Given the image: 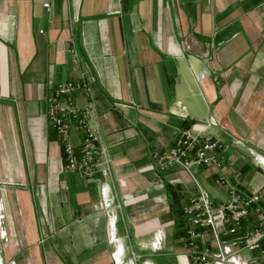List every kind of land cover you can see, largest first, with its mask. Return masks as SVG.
I'll return each mask as SVG.
<instances>
[{
  "label": "crops",
  "instance_id": "1",
  "mask_svg": "<svg viewBox=\"0 0 264 264\" xmlns=\"http://www.w3.org/2000/svg\"><path fill=\"white\" fill-rule=\"evenodd\" d=\"M44 1L0 0L3 258L188 264L177 213L193 184L180 169L156 174L149 154L171 146L181 126L200 128L198 115H211L217 125L203 128L205 134L234 142L223 173L237 172V187L255 192L247 178L256 170L264 176L255 158H264V0H50L48 9ZM71 35L79 63L69 51ZM79 68L93 77L96 118L112 162L106 178L64 168L45 119L53 87L75 79ZM73 99L83 105V92ZM69 134L78 152L81 135L72 127ZM210 171L196 173L213 185ZM256 192L264 209V192ZM103 198L120 209L105 211Z\"/></svg>",
  "mask_w": 264,
  "mask_h": 264
},
{
  "label": "built area",
  "instance_id": "2",
  "mask_svg": "<svg viewBox=\"0 0 264 264\" xmlns=\"http://www.w3.org/2000/svg\"><path fill=\"white\" fill-rule=\"evenodd\" d=\"M49 1L42 3L44 9L49 8ZM68 45L72 59L79 63L72 35L68 38ZM77 74L75 79H64L55 84L46 98L45 119L59 139L64 168L76 170L87 179L94 176L106 178L110 176L112 162L96 118L90 89L93 77L82 68ZM77 89L83 92V105L74 102L73 95ZM179 115L186 117L184 112ZM195 123L201 127L192 130L181 126L171 146L153 149L149 154L156 174L167 169H180L188 174L193 184L194 189L181 206L184 228L180 255L188 264H264V209L260 197L257 192L237 187V172L233 171L230 178L222 171L229 161L224 153L234 142L231 140L229 144L205 134L203 128L217 125L211 115ZM71 127L81 135L78 152L69 138ZM255 158L259 165L264 166V158ZM200 168L211 170L212 184L222 192L210 195L199 182L196 172ZM101 202L105 211L111 206L120 209L117 202L109 204L108 198ZM4 217L0 199V249L7 241ZM137 257L136 253L130 252L132 262ZM0 264L15 263L11 258L4 259L0 250Z\"/></svg>",
  "mask_w": 264,
  "mask_h": 264
},
{
  "label": "rangeland",
  "instance_id": "3",
  "mask_svg": "<svg viewBox=\"0 0 264 264\" xmlns=\"http://www.w3.org/2000/svg\"><path fill=\"white\" fill-rule=\"evenodd\" d=\"M188 71H190V70L188 69ZM190 73H191V71H190ZM184 105H185L186 109H190V107H191V106H189L187 104L186 101H184ZM192 107L194 108V111L198 108V105H197L196 101L194 102ZM204 118L205 117L203 115H198V117H196V121H201ZM192 130H194V129H192ZM249 153H250L249 154L250 156H252L251 153L254 154L252 151L251 152L249 151ZM252 172L254 174L253 177L251 179L247 178L249 189H251L252 191H255V192L256 191L264 192V185H263L264 184V176H263V174L260 171H257V170L256 171H252ZM201 177L202 176L198 173V178H199V182L201 183V185L204 188H206L211 195L214 194L216 192V188L213 185H211L210 181L201 179ZM131 241H132V239H131Z\"/></svg>",
  "mask_w": 264,
  "mask_h": 264
},
{
  "label": "trees",
  "instance_id": "4",
  "mask_svg": "<svg viewBox=\"0 0 264 264\" xmlns=\"http://www.w3.org/2000/svg\"><path fill=\"white\" fill-rule=\"evenodd\" d=\"M192 121H189V123H191ZM186 123H188L187 121H186V119L185 120H183L182 122H181V125H185ZM167 188H169L170 189V187H169V185H167L166 186ZM171 190V192H172V196L175 198V199H180V195L178 194V191L177 190H172V189H170ZM178 218H179V221L181 222V224H184V220H183V218L181 217V208H180V210L178 211ZM182 231H183V229H182Z\"/></svg>",
  "mask_w": 264,
  "mask_h": 264
}]
</instances>
